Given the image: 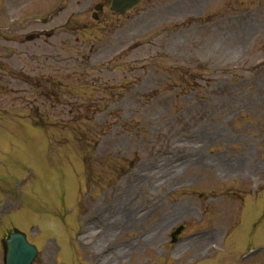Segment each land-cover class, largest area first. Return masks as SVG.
Instances as JSON below:
<instances>
[{
    "label": "rangeland",
    "instance_id": "1",
    "mask_svg": "<svg viewBox=\"0 0 264 264\" xmlns=\"http://www.w3.org/2000/svg\"><path fill=\"white\" fill-rule=\"evenodd\" d=\"M2 1L0 0V7ZM155 1L157 0H146L138 10L147 9L152 4H157ZM168 1L170 2V0H162V2L166 3ZM225 1L229 6L235 5L231 0ZM98 2L100 3L101 0L75 1L71 7V10L79 11V16L76 17L75 21L79 24H86L87 21H90L93 6ZM58 4H60L59 0L5 1L6 12L0 11L1 32H3L2 34L14 33V35H17L18 42L5 43L0 40V53L9 57V63L13 65L12 68L14 70L20 71L22 74L28 76H34L37 72L45 74L50 66L54 68L62 64L56 56L57 51H53L50 47L46 46L47 48H45L42 46L40 44L42 40H38L35 43H22L19 38L22 36L20 34L30 29L42 31V29L49 30L55 28L60 32V38H50L51 40L55 42H58L62 38L70 40L71 37H66L64 30L60 29L63 19H58L59 17L52 23L31 25L28 29L24 27L26 25V22H24L26 16L45 17ZM197 7H194V10L187 13L188 20H195L197 18L196 16L200 14H202V18L205 17L207 11L200 10ZM175 10L174 8L164 10L157 17L154 14H143L138 19L141 20L138 28L133 30L134 32L128 36H132L136 32H139L135 34L137 37L141 34H151L153 30H157L156 34H159V32H162L159 29L163 26H167L166 30L173 28L175 25H172L171 16ZM105 11L102 13L103 17L113 19ZM180 18V16L175 14L176 20H174V17L173 20L175 22H182ZM261 20H264V18L261 17ZM261 20L250 17L247 20L248 23H241L239 25L233 23L220 31L214 30L213 27H205L201 32L197 34L193 33V35L185 38L179 34L182 31H177L176 37L168 41L169 43H165L166 57L168 59L163 61L162 64L165 68H171L172 72L169 71L170 73H167L168 70H165V73L161 68L159 69L165 73L164 75H161L160 70L155 72L149 69L141 72L142 78L134 82L132 89L127 87L129 93L125 94L124 98L121 97L122 99L117 100V105L111 108L119 109L120 113H123L125 117H130L133 113H137L135 118L139 119L137 123L136 120L134 121L139 131L138 135H133L130 131H124L119 125H115L116 122H114L112 116L107 117L103 111H97L95 113V123L100 125L105 121V124L108 126L104 129L110 133L100 139L96 153H105L108 155L113 162L115 161L116 167L119 169L123 168L121 174L124 176H114V179L111 181L113 182L111 192H109L110 186L108 184L99 189L89 187L85 190L84 184L81 187L84 196L83 199H86L87 191H89L88 197L90 198V202L83 200V210L81 211L83 213V219L94 213L98 208L103 207L101 219H97L98 221L94 219L91 222L89 221V223L94 224L93 227L90 228L92 225H81L83 228L82 232L85 231L84 229L88 230L87 235L82 236L85 239L83 241L86 243V240L93 234L95 229L99 228L100 233L97 239L100 234L102 236L99 237L96 246L98 249L106 246L105 243L114 242V240L123 237L125 238L129 234H134L133 232L138 234L137 230L141 229L142 226L145 229L142 233L145 237H139L138 244H136L134 238H131L127 250L120 249L121 251L116 254L113 252L114 255H110L101 264H116V258L120 257L119 259L123 260L127 254L130 256L129 264H189L193 262L191 261L193 258L206 252L204 244L210 242V240H204L203 242L186 241L181 242L180 245L176 244L171 247L169 239L167 238L170 230L178 224H185L184 230L188 233L197 230V227L205 225L211 226L214 224L218 230L217 234L220 235V232L224 228L218 227V220L222 218L224 221V212L227 214V222H223V225H226L224 226L226 230H229V227L233 224L235 214L238 213L236 193H227L228 187H230V190L235 191L236 189L237 191L250 190L253 184L251 176L255 174L257 175V179L264 181L263 168H259L263 171L262 173H258L257 170L247 166L249 162L253 163L258 161V164L261 165L262 161L260 162V160L264 161V145L256 144V139L258 143L264 144V68L257 69L260 76L256 80L252 77H246L243 81L232 82L230 84H227L230 77L219 73L222 65L235 63L232 60L241 55L242 50L246 46L251 48L250 61L252 63L258 64L264 60V22ZM15 25L17 26V30L15 28L13 30H7L8 26ZM255 29H258V32H255ZM167 34L169 33L162 32L160 35L162 39L159 37L154 39L149 35L148 38L149 40H159L163 43L164 37ZM253 37L256 38L255 44L248 45L252 42ZM134 39L122 35L115 39V48L119 50ZM2 46L5 47L4 54L1 51ZM66 50H71V53L66 52L65 58L70 57V54L74 55L72 49ZM149 50L150 52L152 50L156 51L155 48L150 47H147L146 50L143 49L147 53ZM110 53L112 51L104 52L103 57ZM138 53L141 52L137 51L133 54ZM38 57L40 58L37 61L36 59L34 60V58ZM47 58L49 62L44 61ZM184 58L190 59L189 62L186 63L187 60ZM196 58L202 59L203 61L201 62L205 64L201 69H195L192 67L193 64L190 63V61H194ZM49 63L51 64L48 65ZM182 72H187L189 76L180 77L179 75ZM171 76H174L175 80H172L170 78ZM91 77L87 76L83 79L90 80ZM115 77L120 78L118 75ZM104 78L106 80V77ZM8 80L13 83L14 88L10 99L6 103V108L7 106L10 110L16 108V112L21 115H27L30 112L33 113L38 110V107L42 103L50 114L54 116L57 114L65 115L66 110L70 108L69 102L76 103L72 96H82V100H88V105L93 104L95 101L93 93H90L91 91L88 89L83 92L84 94L79 93V95L69 91L62 94L61 89L58 96H52L55 93L48 85L47 88L49 91L43 92L46 97L42 98L40 95H37V99H35L32 92L38 91L36 89H30L27 83H25V80L20 77V74L17 77L16 85H14V81H16L15 77L14 80L11 77ZM109 82L116 83L117 81L113 79L111 81L109 80ZM0 92H3V90H0ZM135 92H140V94L145 93V97L135 96ZM116 98L118 99V97ZM81 104V101H77L76 110L77 106ZM233 106L236 108L244 106V110L236 112L233 115V112L230 111V108ZM16 120L20 121L23 119L17 118ZM198 129H200L198 137L191 139V136ZM213 131L216 132V136ZM221 135L225 137L224 139L221 138L222 142L219 145L214 140H221L219 138ZM258 135L259 137H256ZM43 138L44 136L42 134L35 135L34 137L18 136L15 139L17 141L15 145L17 150L19 148L18 142L22 145L24 144V148L29 149L30 146L31 149L29 150L33 152L35 151L34 148L39 150L42 145L41 149L44 148L46 142L44 144L40 142ZM222 145H226L225 147H227L226 150L229 154L247 153V151L252 153L249 156L250 159L243 158L242 160L245 164L243 168L245 167L246 174H240L239 172L230 173L227 171L226 180L224 181L222 179L223 176L220 175V171L218 170L216 158L219 155L218 153H220L219 151L224 148ZM254 146H256L255 151ZM69 148V146L60 147L56 151L59 152L60 150L64 154L67 151L73 153ZM194 149H197L199 155V158L196 160L191 156V150ZM73 150L75 155L72 156V160L82 170L80 162L81 155L77 150ZM162 150H169L173 154L171 156L162 155L153 160L154 152ZM213 157L216 162L212 163L208 161ZM20 160L27 164H38L29 155L20 156ZM28 160L31 162H27ZM151 160L157 161L158 163L152 167L154 163ZM47 161L45 158L39 160V162L45 164ZM38 167H41L44 171L47 170L42 163ZM64 167L61 166L60 169ZM60 169L54 166L55 172L58 173ZM11 171L14 173V169ZM127 171L129 172L127 173ZM130 171L132 172L130 173ZM8 172L10 170L6 163L0 165V178H7V175H11ZM20 172L12 176L11 180L10 177L7 178L14 187L17 185V178H19L20 174L24 178L28 177V173H24L23 168H20ZM36 172L46 175L43 171ZM136 173L142 174L137 177L133 176ZM130 178H133L135 182H132V180L129 181ZM71 181L76 186L74 178ZM27 182L34 186L32 192L24 195L27 204L30 206L28 207L25 204L24 209L13 212L7 221H12L14 226L25 231V233L29 232L31 236L35 235L37 239L34 241L29 239V241L38 243L41 249H43L45 241L60 238L61 251L64 252L67 259H70L71 249L66 245V240L70 233L69 228L74 230L77 224L73 226L67 221V218L72 216L73 212L71 213L69 211L71 208L66 209L67 205L62 208L60 200H64V197H61L62 190L64 193L73 191V197L74 195L78 197L76 192L78 183L77 189L66 184H61L62 189L56 181L53 189H51L52 185L46 182L45 186L42 177ZM43 188H46L45 191ZM123 189L125 190V199L117 203L114 206V210H112L113 207H104V203L109 197L114 196L118 190ZM18 195L19 197L23 196L22 193H18ZM67 196L68 199L66 200L69 201L71 197L69 194ZM214 196L219 197L216 198ZM70 202L69 206H72V200ZM219 202H221V205ZM41 204H49V207ZM124 206L132 211H130L129 217L118 219L122 214V208ZM91 207H94V209ZM199 209L202 212V218L198 215L197 211ZM137 210L141 213L145 210V213L137 217L139 215L136 212ZM253 211L254 208L249 207H247V210H244V223L234 231L232 235V238L234 237L233 242L228 246L227 251H236L238 253L248 245V241L250 240L255 243L264 241V221L254 227L253 216L258 211L252 213ZM220 215L222 216L220 217ZM41 219L44 222V226H41V228L37 227L38 232L37 230L32 231L33 225L31 223H35ZM75 244L78 247L79 244L76 242ZM49 245L51 246V243ZM224 247L225 244L223 245ZM169 248H174L172 252H168V255L171 253L176 255L175 257L178 261L175 263L169 261L168 258L165 261L157 258L160 257L163 250L166 252ZM141 249L144 250L141 251ZM78 252L81 253L80 249H78ZM83 252L85 250L82 251V254ZM41 254L43 255H40L41 257L36 264H51L47 261L48 251L42 250ZM84 256L86 257H83L84 262L88 264L93 253L85 252ZM219 258L221 261L219 264H231L232 262V258L227 257L224 253H221ZM53 261L54 264H58L56 255L53 257ZM0 264H3L1 248Z\"/></svg>",
    "mask_w": 264,
    "mask_h": 264
},
{
    "label": "water",
    "instance_id": "2",
    "mask_svg": "<svg viewBox=\"0 0 264 264\" xmlns=\"http://www.w3.org/2000/svg\"><path fill=\"white\" fill-rule=\"evenodd\" d=\"M14 262L15 263H21V264H25L27 261V255L24 253V251L22 249H20V247L18 245H16V248L14 250ZM13 264L14 262L11 261Z\"/></svg>",
    "mask_w": 264,
    "mask_h": 264
}]
</instances>
